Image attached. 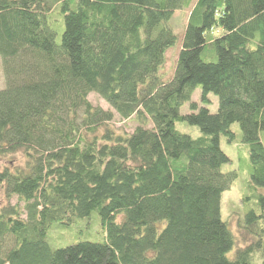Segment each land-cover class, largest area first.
<instances>
[{"label": "trees", "instance_id": "trees-1", "mask_svg": "<svg viewBox=\"0 0 264 264\" xmlns=\"http://www.w3.org/2000/svg\"><path fill=\"white\" fill-rule=\"evenodd\" d=\"M180 10L189 16L167 79ZM209 45L217 62L202 59ZM0 57V156L24 159L0 171L7 196L24 204L0 208V240H16L0 264L252 263L253 245L227 256L234 237L221 203L237 174L223 171L220 137L232 142L240 124L252 184L264 187V0H0ZM197 88L205 103L217 96L216 113L192 102ZM92 93L136 119L135 130L111 128L115 113L94 106ZM257 198L247 222L261 219L264 234ZM94 212L104 242L51 249L54 224Z\"/></svg>", "mask_w": 264, "mask_h": 264}, {"label": "rangeland", "instance_id": "rangeland-1", "mask_svg": "<svg viewBox=\"0 0 264 264\" xmlns=\"http://www.w3.org/2000/svg\"><path fill=\"white\" fill-rule=\"evenodd\" d=\"M189 10L179 11L171 19L170 25L178 36V42L167 53V63L164 68V74L167 79L172 76L178 54L182 47V38L184 29L188 20ZM54 24L57 25L59 34L57 43L62 41V34L65 29L64 15L59 9L53 15ZM205 62H217L218 56L213 46L209 45L202 54ZM5 87V78L3 75L2 60L0 57V90ZM209 102L205 103L201 98V89L197 88L192 96V102H196L199 107H206L212 113L218 110V98L214 94L209 95ZM88 100L94 105L105 110H111L115 113L113 123L109 124L119 134H131L137 127L136 119H122L115 110L97 94H90ZM191 113L190 102L185 103L180 114L186 115ZM176 129L184 134H188L193 138L203 136L200 128L190 125L187 122L177 121ZM235 133V139L228 142L226 137H220V144L223 151L229 156L230 162L223 166L224 172H234L237 178L231 189L226 191L222 197L221 215L223 221L228 225L234 237V246L228 252L227 256L231 259L235 258L239 249H246L249 246L255 248L251 264H264L263 241L264 234L261 233L263 227L262 220L254 218V223L247 222V215L255 210L258 202L257 196L264 195V187L254 186L251 181V168L248 146L242 142V130L240 124L234 123L231 126ZM104 129L101 128L102 133ZM261 141L264 144V131L261 132ZM19 165H24V159L21 154H10L4 157L0 156V171L5 169L15 170ZM18 205L23 208L24 204L20 203L17 196L8 197L4 188L0 185V208L5 206ZM26 218V216H24ZM102 221L97 212L92 213L87 218H73L69 224H54L48 233V242L53 251L66 248L80 242H104L105 234ZM16 240L13 235H7L0 240V257L6 258L7 253L15 248Z\"/></svg>", "mask_w": 264, "mask_h": 264}]
</instances>
